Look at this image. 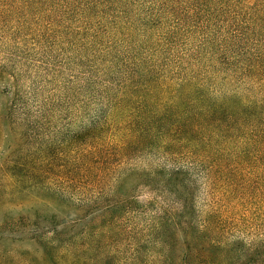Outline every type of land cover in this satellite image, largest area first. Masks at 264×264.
Listing matches in <instances>:
<instances>
[{"label":"trees","instance_id":"trees-1","mask_svg":"<svg viewBox=\"0 0 264 264\" xmlns=\"http://www.w3.org/2000/svg\"><path fill=\"white\" fill-rule=\"evenodd\" d=\"M0 74L15 82L0 208L70 209L39 229L10 207L0 239L35 240L47 264H264V0H0ZM0 264L33 263L0 248Z\"/></svg>","mask_w":264,"mask_h":264},{"label":"rangeland","instance_id":"rangeland-1","mask_svg":"<svg viewBox=\"0 0 264 264\" xmlns=\"http://www.w3.org/2000/svg\"><path fill=\"white\" fill-rule=\"evenodd\" d=\"M31 73H33V71L29 69L27 73L23 74L21 83L25 84V87H22V90H23L22 93H24V95L26 96L27 90L32 91L33 93L35 92V94H32V92H30L29 98L30 96L36 97L37 100L32 99V101L30 102L31 104H34L36 101V108H37V106L40 104L39 98L42 97V93L40 92L38 93L36 91L38 89L36 88L38 83L35 82L34 80H30V77L32 75ZM64 73L66 74L65 75L66 82H68V80L70 79L72 75L71 73H73V71L71 69H67L64 71ZM14 95H15L14 80L7 74H0L1 120L3 119V115L5 114L8 105L12 102ZM100 103L101 101L96 102V104L92 103V107L89 109H85L84 113L83 111H81L77 115L71 114L69 118L64 119V121H67V122L60 121L56 123L57 124L56 126L61 127L62 125H64L62 128H65L68 124H70L69 127L78 129L80 125L85 124L86 119H89L92 117L91 114L94 111L95 113L96 111H98L99 109L98 107H100L99 106ZM79 110H81V108H79ZM9 127H10V124H8V122L7 123L4 121L0 122V164L4 160L3 157L7 154L8 149L15 145V142H14L15 138L13 134L11 135ZM134 180H135L134 181V184H135L138 179L135 178ZM132 183H133V180L127 181V183L125 184L126 188L130 189V187L134 186V184ZM135 194L137 195V198L141 203L147 202V199H148L147 186H142V185L137 186L135 190ZM20 200L21 199H19L18 201ZM202 201H203L202 200V190L199 189V191L197 192L196 200H195L196 209L202 207ZM10 207H13L12 209L18 211L19 213L24 214L25 216H33L35 213H38L42 220L40 221L38 225L39 229L40 228L44 229V226H43L44 217L48 219V217L50 218L51 216H53L55 217V220L57 221V220H61V218H63L67 214V211H70V209L66 207L65 205H62L58 203L57 201H55L54 199L47 197V196H42L38 198L27 197V199L23 200L21 204H17V202H14V204H11L8 207V210L6 209V207L5 208L1 207L0 208V221L6 214H7L6 216H8V214L13 215L15 213ZM7 211H10L11 213H7ZM196 215L192 219H189V217L185 215L182 216L181 217L183 221L182 223H185L186 221L185 224H189L190 222H192L193 224L196 225L197 223L200 222L199 217H198L199 215L198 216ZM144 217L147 219V214L144 215ZM148 220L149 219H147V221ZM138 222H140L143 225L142 220L139 219ZM173 222L175 223V226L179 228L178 220H174ZM26 233H23V235H28ZM10 235L11 234L5 233L4 236L6 238L0 239V248L15 250L24 256L28 255V258H30V261L33 264H47L46 258L48 256H46L42 245H40L39 243H36L35 240H31V239L12 240L8 238L10 237ZM183 237H184V234H182L180 230H177V233L175 234V237H174L175 241L178 244H180ZM138 238H139L138 236H135L134 238H132L131 243H129V245L131 244L133 246L137 244V241H140ZM127 246L128 245H125V243L123 242L120 244V247L123 250L122 255H124L125 253H128L127 249H131V247L128 248ZM148 250H152V249L149 248ZM177 253H178V248H177Z\"/></svg>","mask_w":264,"mask_h":264}]
</instances>
